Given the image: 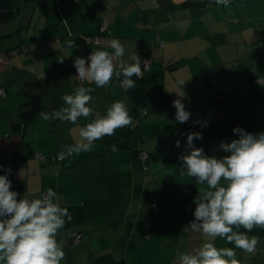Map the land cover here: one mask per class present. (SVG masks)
<instances>
[{
	"label": "crops",
	"instance_id": "0c3cea01",
	"mask_svg": "<svg viewBox=\"0 0 264 264\" xmlns=\"http://www.w3.org/2000/svg\"><path fill=\"white\" fill-rule=\"evenodd\" d=\"M186 1L69 0L59 5L58 0H18V17L0 23V88L8 91L0 96V136L17 132V108L27 94L58 89V98H47L44 111L51 112L81 84L95 87L77 79L74 59L89 56L94 48L112 52L108 45L113 38L126 49L123 60L138 54L142 61H152L143 75L152 90L161 87L166 95L163 104L153 102L147 113L136 112L113 77L109 86L96 88L90 105L104 115L113 102L123 101L136 118L129 136L110 143L98 140L91 152L56 165L32 159L9 175L11 189L24 192H17L18 199L39 198L52 188L69 209L72 219L57 235L65 253L62 264H93L104 252L124 257L127 264H179L177 251L195 252L204 242L200 233L184 231L203 187L181 171L179 157L190 151V127L200 126L196 120L208 125L234 115L264 122V84L255 81L264 79V0H235L228 8L180 5ZM103 20L110 22L111 33L101 30ZM177 98L191 112L187 123L175 121L172 102ZM90 119L80 118L74 125L39 116L29 126L32 142L23 157L72 143L78 127ZM249 132L258 133L254 127ZM113 144L118 153L111 151ZM218 145L195 147L222 158ZM140 148L149 152L145 164L135 153ZM11 162L10 152L0 151V174ZM75 231L82 233L78 243L73 242ZM248 235L258 241L256 251L235 249L239 264H264V236ZM215 244L234 248L220 238Z\"/></svg>",
	"mask_w": 264,
	"mask_h": 264
},
{
	"label": "clouds",
	"instance_id": "9594fccd",
	"mask_svg": "<svg viewBox=\"0 0 264 264\" xmlns=\"http://www.w3.org/2000/svg\"><path fill=\"white\" fill-rule=\"evenodd\" d=\"M211 2L228 8L232 0ZM108 47L113 51L94 48L89 56H77L73 62L77 79L89 85L94 83L95 87L81 84L72 94L61 97V107L39 113L45 122L74 125L80 118H91L78 127V138L62 146L56 154L58 161L91 152L98 140L114 136L118 129L135 126L123 101L113 102L104 115L95 112L90 105L96 88L109 86L113 77L128 91L135 88L136 81L148 71L147 61H142L138 54L131 55L129 61L122 59L126 49L118 39L113 38ZM116 60L120 61L118 65L114 64ZM172 107L176 109V122L189 121L191 112L183 99L173 100ZM194 123L206 127L208 122L196 120ZM233 132L238 133L239 138L230 143L221 142L220 149L230 153L222 158L208 156L202 148L195 147V140L203 138L201 133L187 134L190 151L179 157L181 171L203 187L193 200L194 219L184 231L200 233L204 242L195 252L177 251L179 264H239L235 249L249 254L256 251L258 241L248 234L254 228L264 229V131L252 133L236 127ZM180 145L177 140L176 147ZM111 151L118 153L119 148L113 144ZM11 183L8 173L0 174V264H62L65 253L57 235L66 221L72 219L69 209L61 206L52 188L39 198L18 199L19 194L11 189ZM217 238L233 244L234 248L217 247Z\"/></svg>",
	"mask_w": 264,
	"mask_h": 264
},
{
	"label": "trees",
	"instance_id": "16d2710c",
	"mask_svg": "<svg viewBox=\"0 0 264 264\" xmlns=\"http://www.w3.org/2000/svg\"><path fill=\"white\" fill-rule=\"evenodd\" d=\"M69 0H58L59 5H64ZM235 0H232L234 2ZM211 2V0H188L180 5L182 6H197V5H207ZM215 4V3H214ZM21 6L18 3V0H0V23H10L14 21L21 10ZM108 22V27L102 30V25L104 22ZM100 28L104 33H111V25L108 20H103L100 23ZM93 41L98 42L93 38ZM0 70H2V66H0ZM133 79H136L133 77ZM258 84L263 85L264 79L262 77H256L255 80ZM4 89V94H0V96L6 97L8 95V91L6 88ZM152 90L149 87V79L143 76L142 78L136 81V87L133 89H129L128 91L125 90L127 96L133 101L134 110L137 112L147 113L145 110L151 103L157 102L158 104H163L166 95L163 93L161 87L153 88ZM58 89L51 88L47 91L42 93L36 94H27L24 99L18 105V114H19V123H17V132L15 134L10 135L9 137L0 136V151L8 150L11 154L12 162L10 166L5 168V173L8 175L14 174L19 166L27 164L29 160L38 159L40 160L43 165H56L57 163H61L63 161H58L56 159V154L61 150L59 148L57 151L49 152V153H31L26 158L23 157V154L26 152V148L30 147V142H32L31 137H29L28 129L35 120L39 117L40 111H44L49 102L47 101L48 97L58 98ZM156 91L157 93H154ZM249 89H243L242 92L246 93ZM231 96V94L226 95V97ZM225 97V98H226ZM223 98V97H222ZM136 117V116H135ZM135 120L136 118L133 117ZM135 125V124H134ZM236 127H241L247 131L250 128H255L256 131L264 129V122L263 123H252L244 120L240 115L230 116L228 118L222 119L214 124H208L206 127L200 126H191L190 132H199L202 134V139L195 140L194 145H201V144H208L211 142L218 143L219 145L221 142H231L233 139H238L239 134L234 133L233 129ZM134 127H125L121 130L116 131V134L112 137H104L103 141L106 143L112 142L115 138L117 139H125L127 136L130 135L131 130ZM142 152H146L149 156V152L145 149L140 148L139 150H135V153L140 161L145 164L146 160H143L140 156ZM225 153L224 151H222ZM145 169V167H144ZM21 187V185H19ZM22 188V187H21ZM22 192L23 190L20 189ZM18 190V191H20ZM17 191V192H18ZM47 190L42 191V193L46 192ZM20 193V192H19ZM24 193V192H23ZM244 231V229H241ZM81 235L80 231H75L73 233V242H75V237L77 235ZM251 234L255 235H263L264 236V229L254 228ZM81 240V237H80ZM80 242V241H79ZM93 264H127L124 257L117 258L114 256L112 252H104L96 256Z\"/></svg>",
	"mask_w": 264,
	"mask_h": 264
},
{
	"label": "built area",
	"instance_id": "2783aa9c",
	"mask_svg": "<svg viewBox=\"0 0 264 264\" xmlns=\"http://www.w3.org/2000/svg\"><path fill=\"white\" fill-rule=\"evenodd\" d=\"M65 1H67V0H65ZM108 25H109L108 22L105 21V22L103 23V25H102V30L106 29V28L108 27ZM144 61H147L148 65L151 63V60H144ZM0 94H4V89H0ZM140 156H141V158H142L143 160H146L147 157H148V155H147L146 152H142V153L140 154ZM80 237H81L80 234L77 235V236L75 237V243H78V242L80 241Z\"/></svg>",
	"mask_w": 264,
	"mask_h": 264
},
{
	"label": "rangeland",
	"instance_id": "374dc122",
	"mask_svg": "<svg viewBox=\"0 0 264 264\" xmlns=\"http://www.w3.org/2000/svg\"><path fill=\"white\" fill-rule=\"evenodd\" d=\"M229 143V142H228ZM219 146V145H218ZM223 150L222 149H220V147H219V152L222 154L223 152H222ZM226 155V153H224L222 156H225ZM217 156H218V153H217Z\"/></svg>",
	"mask_w": 264,
	"mask_h": 264
}]
</instances>
